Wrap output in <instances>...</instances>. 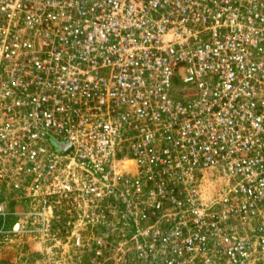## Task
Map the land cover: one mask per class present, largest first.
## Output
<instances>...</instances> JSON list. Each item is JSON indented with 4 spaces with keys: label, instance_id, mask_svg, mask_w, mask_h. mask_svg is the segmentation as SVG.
<instances>
[{
    "label": "built area",
    "instance_id": "built-area-1",
    "mask_svg": "<svg viewBox=\"0 0 264 264\" xmlns=\"http://www.w3.org/2000/svg\"><path fill=\"white\" fill-rule=\"evenodd\" d=\"M0 217L91 262L264 264V0H0Z\"/></svg>",
    "mask_w": 264,
    "mask_h": 264
},
{
    "label": "rangeland",
    "instance_id": "rangeland-1",
    "mask_svg": "<svg viewBox=\"0 0 264 264\" xmlns=\"http://www.w3.org/2000/svg\"><path fill=\"white\" fill-rule=\"evenodd\" d=\"M57 215L58 220L50 223L51 229L47 231V236H52L53 233L60 238V241H65V235L69 238L71 232H74L72 223L68 220L71 219L67 207L58 206ZM15 220L14 217L7 218L8 227H10ZM6 225L0 217V227ZM72 224V225H71ZM35 226H38L35 224ZM21 246L16 241H8L7 243L0 244V264H128L120 258V254L116 253L112 248L115 245L110 241L104 243L105 246L101 248L103 255L97 256L91 262V255L89 253V241L85 242V245L79 249H72L68 255L61 256L60 254L49 253L48 250H54L52 248L53 243L57 241L53 239H39V238H24L22 239ZM112 244V247L109 246ZM80 260V262H79Z\"/></svg>",
    "mask_w": 264,
    "mask_h": 264
}]
</instances>
